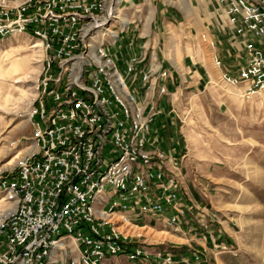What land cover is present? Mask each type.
Wrapping results in <instances>:
<instances>
[{
    "label": "built area",
    "instance_id": "built-area-1",
    "mask_svg": "<svg viewBox=\"0 0 264 264\" xmlns=\"http://www.w3.org/2000/svg\"><path fill=\"white\" fill-rule=\"evenodd\" d=\"M218 1L245 38L246 62L237 72L223 69L219 57L214 64L224 84L251 99L264 91V0ZM114 6L0 0V39L27 35L44 53L30 108L32 143L0 173V264H106L111 256L175 262L171 252L121 229L157 220L183 232L192 206L152 138L157 110L144 108L137 91L145 100L157 86L167 94L169 70L139 76L136 58L125 73L118 68L109 50L117 38L109 28Z\"/></svg>",
    "mask_w": 264,
    "mask_h": 264
},
{
    "label": "rangeland",
    "instance_id": "rangeland-1",
    "mask_svg": "<svg viewBox=\"0 0 264 264\" xmlns=\"http://www.w3.org/2000/svg\"><path fill=\"white\" fill-rule=\"evenodd\" d=\"M207 1L169 3L157 23V51L173 80L164 104L176 130L166 154L192 206L189 225L179 233L166 225L121 229L130 236L141 231L153 249L171 252L174 264H264V91L245 99L241 88L221 81L201 34L209 32L217 42L218 31L235 34H228L220 6L216 26ZM36 41L27 35L0 39V173L10 171L32 143L30 108L43 63ZM238 46L231 56L240 64L244 47ZM198 251L202 260L193 257ZM106 264L136 263L111 256Z\"/></svg>",
    "mask_w": 264,
    "mask_h": 264
},
{
    "label": "crops",
    "instance_id": "crops-1",
    "mask_svg": "<svg viewBox=\"0 0 264 264\" xmlns=\"http://www.w3.org/2000/svg\"><path fill=\"white\" fill-rule=\"evenodd\" d=\"M114 1L116 16L115 18L111 19L109 28L117 35V38L115 43L109 45V50L118 68L123 73H125L128 65L132 64L133 59L136 58L139 76L141 75V72L155 70L157 68L169 70L167 63L163 62L161 54L159 53V51H157L158 41L156 40V37H160L161 34L157 24L159 22L158 14L159 12H163V6L169 3H175V1L177 0H128L126 1V3L124 2V0ZM183 1L187 4L191 0ZM191 5L193 4L191 3ZM205 5L207 6L208 11H210V17L215 21L217 19L216 26L220 27V18L217 15L219 12L217 6H220L219 1L208 0ZM220 8L222 9L225 16V25L228 26V34L233 32L235 34L236 40L232 39L234 38L231 37L232 35L230 37H226L224 35V32L219 31V42H217V40L212 37L213 34H210L209 32L207 33L206 31H204L201 36L205 34L209 41H213L215 43V45L208 44L210 47L212 64H214V58L219 57L223 61V69L237 72L243 65H245L246 59L245 56H241V58H239L240 64H238L236 63V60H234V57L231 56V53L233 51L232 49H239L238 44L243 46V39L245 38L235 33V27L229 22L224 9L221 6ZM203 41L208 42L205 40ZM234 45L236 46L233 47ZM221 71L222 70L219 69L220 73ZM164 83L167 85L168 90L172 87L173 80H171L170 70L169 76ZM137 91L139 93V100L141 104H143L144 108L149 110L150 108L155 107V109L157 110V116L153 123L154 132L152 136L155 142V146L161 148L165 152L169 151L171 148L169 136L170 134L174 135L176 126L174 125L171 117L166 114L164 95L158 94L156 98L153 92L145 100L142 93V88ZM149 222H147V224L142 227L149 228L152 231L155 230L156 226L165 225L163 221L149 220Z\"/></svg>",
    "mask_w": 264,
    "mask_h": 264
},
{
    "label": "bare ground",
    "instance_id": "bare-ground-1",
    "mask_svg": "<svg viewBox=\"0 0 264 264\" xmlns=\"http://www.w3.org/2000/svg\"><path fill=\"white\" fill-rule=\"evenodd\" d=\"M126 1H128V0H124V2L126 3ZM244 41V40H243ZM40 46V44H37L35 47H39ZM43 56H44V53H43ZM38 62V61H37ZM128 226H130V227H132V228H134V227H139L138 225H129V224H125V225H123L122 227L124 228L125 227V229H127L126 227H128ZM121 227V228H122ZM137 229H139V228H137ZM137 231H139V230H137ZM128 233H131V231L128 229V231H127ZM131 234H133V233H131ZM139 234H141V231L138 233V235ZM134 235V234H133Z\"/></svg>",
    "mask_w": 264,
    "mask_h": 264
}]
</instances>
